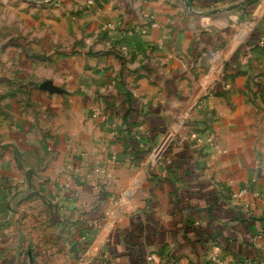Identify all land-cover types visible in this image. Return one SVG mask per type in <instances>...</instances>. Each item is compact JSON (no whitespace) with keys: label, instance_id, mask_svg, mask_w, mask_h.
Here are the masks:
<instances>
[{"label":"crops","instance_id":"obj_1","mask_svg":"<svg viewBox=\"0 0 264 264\" xmlns=\"http://www.w3.org/2000/svg\"><path fill=\"white\" fill-rule=\"evenodd\" d=\"M243 1L0 0V264H264Z\"/></svg>","mask_w":264,"mask_h":264},{"label":"water","instance_id":"obj_2","mask_svg":"<svg viewBox=\"0 0 264 264\" xmlns=\"http://www.w3.org/2000/svg\"><path fill=\"white\" fill-rule=\"evenodd\" d=\"M254 0H245L243 2H241L240 4H237V5H234V6H231V7H228L226 9H224L222 12H230V11H234L242 6H245L251 2H253ZM55 2V0H48L44 3H37V2H33L35 5H41V6H48V5H51ZM221 12V11H220ZM73 252H75L77 254V250H76V246H73Z\"/></svg>","mask_w":264,"mask_h":264},{"label":"rangeland","instance_id":"obj_3","mask_svg":"<svg viewBox=\"0 0 264 264\" xmlns=\"http://www.w3.org/2000/svg\"><path fill=\"white\" fill-rule=\"evenodd\" d=\"M25 2L27 3V4H29V6H32V7H37V8H45L46 6H41V5H35L33 2H37V3H44V2H46V1H40V0H25ZM49 6V5H48Z\"/></svg>","mask_w":264,"mask_h":264},{"label":"built area","instance_id":"obj_4","mask_svg":"<svg viewBox=\"0 0 264 264\" xmlns=\"http://www.w3.org/2000/svg\"><path fill=\"white\" fill-rule=\"evenodd\" d=\"M246 194V191H242L240 194H239V196H243V195H245ZM262 237H264V233L262 234Z\"/></svg>","mask_w":264,"mask_h":264}]
</instances>
